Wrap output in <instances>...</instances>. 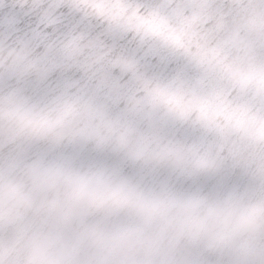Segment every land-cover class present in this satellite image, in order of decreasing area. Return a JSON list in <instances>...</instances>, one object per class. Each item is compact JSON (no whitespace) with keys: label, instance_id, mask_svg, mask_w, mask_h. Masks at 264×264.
I'll return each instance as SVG.
<instances>
[{"label":"snow or ice","instance_id":"1","mask_svg":"<svg viewBox=\"0 0 264 264\" xmlns=\"http://www.w3.org/2000/svg\"><path fill=\"white\" fill-rule=\"evenodd\" d=\"M5 45L0 264H64L34 205L127 264H264V0H0Z\"/></svg>","mask_w":264,"mask_h":264},{"label":"rangeland","instance_id":"2","mask_svg":"<svg viewBox=\"0 0 264 264\" xmlns=\"http://www.w3.org/2000/svg\"><path fill=\"white\" fill-rule=\"evenodd\" d=\"M131 138L134 139V136ZM33 207L36 209L37 213L41 215L45 223V231L54 233L52 239L48 240L47 243L49 244L50 250L58 252L65 257L64 264H85L81 257L86 254L99 255L101 257L100 264H127V262L120 260V257L123 255V250L119 248H88L84 242L67 240L63 234L57 230L54 220L47 216L44 206L34 205ZM31 251L34 252L35 249ZM130 251L143 256L159 254V249L149 237H145L143 240L130 246Z\"/></svg>","mask_w":264,"mask_h":264},{"label":"clouds","instance_id":"3","mask_svg":"<svg viewBox=\"0 0 264 264\" xmlns=\"http://www.w3.org/2000/svg\"><path fill=\"white\" fill-rule=\"evenodd\" d=\"M8 55H9L8 48H7V45H5L4 49L0 51V61H3L4 59H6Z\"/></svg>","mask_w":264,"mask_h":264}]
</instances>
